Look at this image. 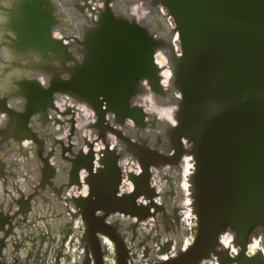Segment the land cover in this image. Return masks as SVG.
<instances>
[{
	"label": "water",
	"instance_id": "water-1",
	"mask_svg": "<svg viewBox=\"0 0 264 264\" xmlns=\"http://www.w3.org/2000/svg\"><path fill=\"white\" fill-rule=\"evenodd\" d=\"M210 253L264 264V0H0V264Z\"/></svg>",
	"mask_w": 264,
	"mask_h": 264
},
{
	"label": "flooded vegetation",
	"instance_id": "flooded-vegetation-1",
	"mask_svg": "<svg viewBox=\"0 0 264 264\" xmlns=\"http://www.w3.org/2000/svg\"><path fill=\"white\" fill-rule=\"evenodd\" d=\"M107 118L108 117H106L104 120L106 121ZM127 126H131V125L124 124V127H126L125 132L127 131ZM104 137L106 138L107 142L110 145L111 144L114 145V148L119 147V139L118 138H112L113 134L107 132V135H104ZM191 161H192L191 159H187V162H186V173H184V180L186 182H187L188 177H189L187 172L191 169V166H190ZM187 164H189V166H187ZM151 168H152L151 173H152L153 184L156 186V190H157L158 195H159V199H158L159 201H156V202H158L157 206L159 207V205H162V207H160L162 209L157 211V212H156V210H150V212H152V214L153 213L156 214L154 216V218H156V221L160 222L159 219L165 220L164 223H160V224H158L156 222L155 223L156 227L157 228L160 227L162 230L163 229L168 230L170 228V226L166 220L167 219L169 220V218H170L171 209L169 207V202H168V199H166V197H169V194L171 193V190H172V186H174V184L178 185L181 183V178L179 176V173H183L184 168L179 164H178V166H173V167H172V165L166 164V165H158L157 168H155V167H151ZM174 176H177V180H174ZM182 177H183V175H182ZM191 189H192L191 184H189V183L184 184L183 190H184V192H186V194ZM163 198H164V200H163ZM187 201H189V199H187ZM138 203H143V201L139 200ZM190 209H191V207L187 203H185L183 211H184V215L185 214L186 215L183 216V228H184V232L186 235V242H190L192 240L193 235L196 232L195 217L191 216V215H187V214H190V212H189ZM119 218H121V216L120 217L114 216L113 218L109 217L110 223L112 224V226H116L117 222H118V225L120 226L119 228H121L123 233L128 234L130 232V230H128L127 228H129V227H124L123 225H121V223L118 221ZM127 218L130 219L129 216H127ZM130 221H128V222H130ZM165 233L167 235H169V233L171 234V232H168V231ZM167 235H162L160 237H158L156 235L157 237H153L155 239L154 243H153V247H154V250L156 252L155 253L156 258L152 262H156L157 260H159L158 259V258H160L159 256L162 255V254H160V250H162V248L167 246L168 238H169V236H167ZM2 243L9 245L7 239L3 240ZM14 243H16V242L15 241L11 242V244H14ZM139 250L141 251L142 249L140 248ZM0 260H1V257H0ZM197 264H219V263H218L217 256L214 255L213 253H210V255L207 258L201 259V261H199V263H197ZM232 264H234V263H232Z\"/></svg>",
	"mask_w": 264,
	"mask_h": 264
}]
</instances>
